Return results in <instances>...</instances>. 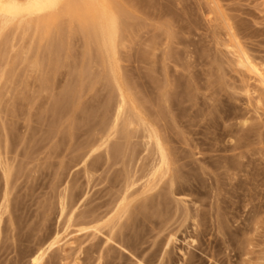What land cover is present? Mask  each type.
I'll return each mask as SVG.
<instances>
[{
    "label": "rangeland",
    "instance_id": "obj_1",
    "mask_svg": "<svg viewBox=\"0 0 264 264\" xmlns=\"http://www.w3.org/2000/svg\"><path fill=\"white\" fill-rule=\"evenodd\" d=\"M113 1L137 5L118 77L170 140L186 191L144 189L139 119L129 140L122 122L90 152L117 89L82 25L12 24L0 31V264H28L57 232L42 264H264V86L227 46L231 28L264 69V0Z\"/></svg>",
    "mask_w": 264,
    "mask_h": 264
},
{
    "label": "bare ground",
    "instance_id": "obj_2",
    "mask_svg": "<svg viewBox=\"0 0 264 264\" xmlns=\"http://www.w3.org/2000/svg\"><path fill=\"white\" fill-rule=\"evenodd\" d=\"M130 6L131 9L128 6L126 9L124 5H117L113 0H0V31L3 32L10 25L17 24L25 30L34 29L36 33L50 34L62 17L82 25L88 45L96 46L102 53V59L108 65L117 89V99L109 113L110 120L90 144V152L95 153L96 150L107 147L118 135L122 122L129 140V129L135 127L136 119H139L138 124L145 132V151H148L146 157L152 158L144 189H147V192L153 191L166 180L171 193L176 195L178 192H185L186 189L177 178L176 169L173 167L176 160L173 158L175 151L170 146L171 142L156 122L142 114L136 105L134 95L128 92L116 71V66L121 61L118 56L119 45L123 44L126 33L135 26V22L130 20L131 13L135 14V9L132 8L134 7L132 4ZM228 34L230 43L227 46L237 56L239 66L253 74L264 86L263 64L258 63L247 52L231 28ZM164 98V102L167 103L169 97ZM123 150L122 146L117 147L118 152ZM134 183L135 181L128 180L127 189ZM128 207V196L124 195L118 208L127 211ZM173 236L168 244L174 239ZM65 237L57 232L50 242L33 252L28 264H42L49 251L60 245Z\"/></svg>",
    "mask_w": 264,
    "mask_h": 264
}]
</instances>
